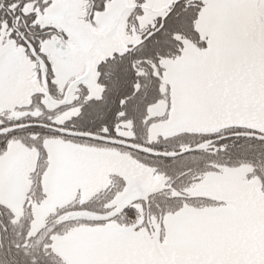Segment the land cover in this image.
I'll list each match as a JSON object with an SVG mask.
<instances>
[{"label": "snow or ice", "instance_id": "obj_1", "mask_svg": "<svg viewBox=\"0 0 264 264\" xmlns=\"http://www.w3.org/2000/svg\"><path fill=\"white\" fill-rule=\"evenodd\" d=\"M0 264H264V0H0Z\"/></svg>", "mask_w": 264, "mask_h": 264}]
</instances>
